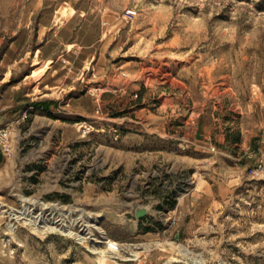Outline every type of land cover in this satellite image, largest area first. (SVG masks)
Listing matches in <instances>:
<instances>
[{"label": "rangeland", "instance_id": "374dc122", "mask_svg": "<svg viewBox=\"0 0 264 264\" xmlns=\"http://www.w3.org/2000/svg\"><path fill=\"white\" fill-rule=\"evenodd\" d=\"M0 118V264H264V0H0Z\"/></svg>", "mask_w": 264, "mask_h": 264}, {"label": "built area", "instance_id": "2783aa9c", "mask_svg": "<svg viewBox=\"0 0 264 264\" xmlns=\"http://www.w3.org/2000/svg\"><path fill=\"white\" fill-rule=\"evenodd\" d=\"M137 15L136 9H127L124 14V18L129 21L132 20ZM215 148L213 147V150ZM12 151V132L11 126L5 125L0 126V155L9 154ZM251 172L255 176L264 177V160L257 161L251 168ZM107 250L112 253H118L122 249V245L119 241L106 237L104 239Z\"/></svg>", "mask_w": 264, "mask_h": 264}, {"label": "crops", "instance_id": "0c3cea01", "mask_svg": "<svg viewBox=\"0 0 264 264\" xmlns=\"http://www.w3.org/2000/svg\"><path fill=\"white\" fill-rule=\"evenodd\" d=\"M2 119L0 118V124ZM245 149H242V153L244 156L247 157H264V137H261L259 140H255L253 145H249L248 147H244ZM134 229L138 231L139 229V223H135Z\"/></svg>", "mask_w": 264, "mask_h": 264}, {"label": "water", "instance_id": "95a60500", "mask_svg": "<svg viewBox=\"0 0 264 264\" xmlns=\"http://www.w3.org/2000/svg\"><path fill=\"white\" fill-rule=\"evenodd\" d=\"M148 214V210L146 207H141L136 209V217L137 218H143Z\"/></svg>", "mask_w": 264, "mask_h": 264}, {"label": "trees", "instance_id": "16d2710c", "mask_svg": "<svg viewBox=\"0 0 264 264\" xmlns=\"http://www.w3.org/2000/svg\"><path fill=\"white\" fill-rule=\"evenodd\" d=\"M38 104H40V105H43L44 104L45 105L46 103L45 102H39Z\"/></svg>", "mask_w": 264, "mask_h": 264}, {"label": "bare ground", "instance_id": "6f19581e", "mask_svg": "<svg viewBox=\"0 0 264 264\" xmlns=\"http://www.w3.org/2000/svg\"><path fill=\"white\" fill-rule=\"evenodd\" d=\"M0 209H1V206H0ZM27 212V211H26ZM25 215V214H24Z\"/></svg>", "mask_w": 264, "mask_h": 264}]
</instances>
